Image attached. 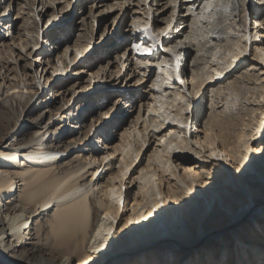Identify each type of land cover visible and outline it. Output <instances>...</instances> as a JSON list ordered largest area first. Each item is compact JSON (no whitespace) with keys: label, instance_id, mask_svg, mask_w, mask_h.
I'll use <instances>...</instances> for the list:
<instances>
[{"label":"bare ground","instance_id":"6f19581e","mask_svg":"<svg viewBox=\"0 0 264 264\" xmlns=\"http://www.w3.org/2000/svg\"><path fill=\"white\" fill-rule=\"evenodd\" d=\"M69 1L65 0L66 3ZM139 1L100 0L99 3L105 9L121 6L122 10L125 3L138 4ZM170 2H178L173 12L179 9L180 16H184L185 12L194 14L191 26L181 29L173 41L170 39L172 34L166 32L168 27L171 28L173 13L168 19L164 17L158 19L155 24V30L160 32L158 35L157 33L155 35L153 27L151 29L150 21L143 16H135L133 30L128 24L127 17L121 20L120 26L125 27L123 32L125 35L122 36L118 48L123 57L127 56V66L133 71L142 66L160 65L162 72H165L159 74L156 82L161 89H165L169 84L171 66L164 65L167 62V53L161 52L160 46L165 51L185 53V57L190 56L192 45L198 46L199 53L194 59L196 66L192 69V81L193 87L199 89L215 77L209 69L213 68L216 72L223 73V69L229 68L234 60H240L247 52V44L236 46L230 30L233 16L238 11L244 18L247 3L251 5L250 0H170ZM5 3V9H15L14 1L7 0ZM254 16L256 22L262 21L264 24V10L259 8ZM180 20V18L176 20L174 30L181 26ZM10 21L7 20L3 24L7 25ZM10 23L12 24V21ZM182 24L186 25V20L182 21ZM189 26L190 29H187ZM165 37L169 38V44H165L168 42L165 41ZM253 46L254 54L264 61V45ZM76 48L79 51L80 44L76 45ZM222 49L231 52L233 60L223 56L224 63L213 66ZM135 50L140 54L133 53ZM68 51L69 47L65 51L66 56L69 55ZM48 55V52H44L42 57L44 63L52 64L55 72L67 71L68 64L62 57L59 58L57 65ZM47 70L44 65L43 71ZM4 76H0V136L6 129L15 130L17 125L23 124V116L33 117L35 134L38 135L18 140L15 134L8 143L0 144V264H134L140 258L152 259L154 263H161L164 260L165 263L169 256L167 252L180 248L183 251L170 257L175 259L173 264L182 256H185L182 257L184 264H192L188 261L191 252L208 239L207 235L196 237V231L201 227L206 231L219 225L218 220V223L211 226L203 224L200 227L216 200L227 209L225 219L222 221L226 227L218 230V236L230 232L235 235V246L248 245L246 247L248 249L241 246L235 253L236 256L245 250L249 253L248 258L251 254V258L259 257L260 249L264 248L261 244L262 236L248 237L246 231L238 233L249 216L250 219L257 214L258 217L264 216V205L255 207V204L254 208L249 207L263 193L255 188L244 174L256 170L264 180V168L260 163L264 161V152L254 146L256 131L242 132L233 115L230 118L215 116V119L208 122L205 140L193 139L191 135L188 137L187 133L183 136L182 130L175 125V122L182 121V114L180 112L173 114L169 111L171 107H177L176 104H180L186 95L181 90H177L174 96L155 92L156 99L150 101L151 114L144 116V108L143 114L139 117L146 119L145 126L137 128L139 122L135 121L128 127L125 132L126 141L121 147H111L110 143H105L104 151H97L89 160L87 155H83L74 164L62 165L57 155L79 144L78 140L74 142L66 140L67 133L63 129L66 124L62 121L73 115V107H68L54 121L51 120L57 113L49 110L50 115L45 122L49 105H45L38 98V92L33 88L34 83L27 78L28 73L23 75L22 80L18 77L9 79L7 75ZM143 78L139 76V80ZM21 84L26 89L25 93L20 88ZM255 94L264 97L261 87H257ZM165 97L168 98L163 100ZM235 100L243 108L239 96H236ZM262 110L255 109L253 114L256 117L255 121L259 119L258 115ZM103 113L109 116L111 114L110 111ZM84 121L85 119H81L74 123L78 133L85 134ZM54 123L58 124L51 128ZM11 124L13 127L9 128ZM263 126L264 124L259 127L262 133ZM250 127L255 129L256 124L252 122ZM92 129L93 124L86 130L85 138H88ZM49 132H53L55 143L49 140ZM138 132L142 137L136 144L130 137L137 135L138 138ZM153 133L154 136L166 138L165 147L157 149L149 164L140 168L136 160ZM95 134L97 135V131L91 138V143L99 138ZM206 149L209 154L203 156L202 152ZM179 150L200 156L203 160H213L214 157L222 159L230 171L229 175L224 174L225 179L229 182L234 180L237 188L244 190L245 194L230 188L226 189L230 195L219 189H210L206 184L208 183L206 177L210 178L214 172L208 171L207 163L198 161L191 164L192 159H187L186 164V161L180 158ZM89 151L92 152L91 149ZM120 151L124 153V158L118 161L122 165L119 169L115 163L109 161ZM106 160L109 163L107 162L99 173ZM239 162L242 163L241 173L237 168ZM95 163L97 165L93 167ZM175 165L179 169L184 168L185 172L177 173L173 169ZM219 170H224L221 165ZM136 171L140 175L133 176ZM169 171H172L173 177L178 178L176 183L171 182L170 187L165 186L166 173ZM154 177H160V186L156 185ZM126 178L129 179L131 186L139 180L142 183V190L137 193L132 203L129 201L133 198V193H125L123 190V186L128 184ZM191 191L207 195L208 201L203 202L192 197ZM42 216L45 218L42 219ZM258 217L253 220H257ZM259 222L256 224L259 225ZM247 227H251V224ZM8 231L10 235L5 237ZM27 235L28 243L25 241ZM141 241L144 244L139 243ZM197 250L200 252L205 250V257L209 258L207 245ZM222 250L225 251L224 248ZM211 257L213 255H210Z\"/></svg>","mask_w":264,"mask_h":264},{"label":"rangeland","instance_id":"374dc122","mask_svg":"<svg viewBox=\"0 0 264 264\" xmlns=\"http://www.w3.org/2000/svg\"><path fill=\"white\" fill-rule=\"evenodd\" d=\"M6 1L0 0V76L7 75L9 79L18 77L22 80L23 75L28 73L27 78L34 83L33 88L38 92V98L45 105H49L44 119L45 122L48 120L50 111L57 113L51 120L54 121L68 107H73V115L64 118L62 121L66 124L63 129L67 133L66 140H72L73 142L78 140L79 144L57 155V159L62 165L74 164L83 155H87L89 160V157L97 151H104L106 148L105 143H110L111 147H121L126 141L125 132H127L128 127L135 121L139 122L137 128L145 126L144 122L146 119H139V117L143 114L144 108V116L151 114L150 101L151 99H156L155 92L174 96L177 90H181L186 97L181 100L180 104H176L177 107H171L169 112L172 111L173 114L180 112L182 114V121L175 122V125L182 130L183 136L187 133V136L190 137L191 135L193 139L202 138L205 140L204 138L208 134V122L215 119V116L230 118L233 115L235 121L239 123V129L242 132L256 131L257 136L254 139V146L264 152V133L259 128L264 124V97L255 94L257 87H261L264 92V61L254 54L253 46V44L264 45V24H262V21L256 22L254 16V13L258 12L259 8L264 10V2L250 0L251 5L247 3L244 18L238 11L235 13L230 33L236 46L247 44V52L240 60H234L235 62L229 68L223 69V73L216 72L213 68H208L215 74V77L208 80L199 89L193 87L194 81H192V69L196 66L194 59L199 53V47L192 45L190 56L185 57V53L178 54L170 50L165 51L160 46L161 52L167 53V62L164 65L171 66V75L167 76L169 84L165 89H161L157 85L156 79L159 74L165 71L162 72L163 69L160 65L155 67H150L151 65L142 66L136 70L134 69V71L127 66V56L123 57L118 48L121 44L122 36L125 35L123 33L125 27L120 26V24L123 17H127L128 24L133 30V28L135 29V16H143L150 21L151 29L153 27L155 35L156 33L158 35L160 32L155 30V24L158 19L162 17L168 19L173 13L171 28L168 27L166 31L172 34L170 39L173 41V38L178 35L181 29L186 28L188 25L191 26L194 19V14L191 12H185L184 16H180L179 9L173 12V8L178 5V2H170V0H135L140 2L138 3L140 6L133 2L125 3L124 8L120 10L121 6L105 9L99 3L100 0H70L69 3H66L65 0H12L15 3V9H5ZM144 5H146L145 8ZM102 8H104L103 11ZM178 18L181 19L179 22L181 26L174 30L173 27ZM7 20H11L12 24L10 23L11 21L7 25L3 24ZM184 20H186V25L182 26V21ZM190 26L187 29H190ZM164 39L168 41L165 44H169V38L165 37ZM78 44H80L79 51L76 48ZM23 45L25 47H22ZM68 47L69 55L66 56L65 51ZM30 52L31 54H29ZM44 52H48L50 60L57 65H59V58L62 57V60H65L68 64L67 71L55 72L52 64L44 63L42 61ZM133 53L136 54L135 51ZM223 56H226V59L230 58L233 60L232 53L222 49L218 53L213 66H217L216 64L218 63H224L225 58ZM171 63H174V65H171ZM44 65L48 69L47 72L43 71ZM93 73L94 75H92ZM140 75L144 77L142 80H139ZM48 77H50V80H48ZM20 88L25 93L26 89L23 88V84L20 85ZM166 89L167 91H165ZM236 96H239L242 100L243 108L237 104ZM167 98L165 97L163 100ZM182 106L183 108H181ZM256 108L263 110L258 115L259 119L255 121L256 117L253 114ZM104 111H110V116L103 113ZM81 119H85V134L78 133L77 129H75L74 123ZM34 122L32 116L28 118L23 116V124L17 125L15 130L6 129L4 131L3 135L0 136V144L8 143L12 135L15 134L18 140H25L30 135L37 136ZM252 122L256 124L255 129L257 130L250 127ZM57 124L54 123L51 128L56 127ZM91 124H93V129L90 131L88 138H85L86 130ZM12 127L13 125L11 124L9 128ZM261 128H264V126ZM96 131L97 135L95 134V136L100 139L97 138L96 141L91 143L90 140L94 137ZM126 135L128 136L127 133ZM48 136L50 137L49 140L56 142L53 132H49ZM141 137L138 132V138L136 135L130 137V140L137 144L138 139H141ZM165 139H162L159 135L154 136V133L149 137L145 144L146 148L144 147L142 154L136 160L140 168L149 164L157 149L165 147ZM179 152L180 158L186 161V164L187 159H192L191 164L198 161L207 163L208 171L214 172V175L210 178L206 177V181H208L206 184L210 189H219L230 195V192L226 191L227 188H230L241 191L243 195L245 194L244 190L237 188L234 180L229 182L225 179L224 174L229 175L230 171L219 157H214L213 160H203L200 156L187 154L181 150ZM208 154L209 151L207 149L202 152L203 156ZM123 158L124 153L120 151L112 156L109 162L115 163L116 167L120 169L122 165L118 161L123 160ZM163 160L166 161L165 159ZM107 162L108 160L104 161L99 173L102 172ZM97 163L93 164V167ZM260 163L264 168V161H260ZM220 165L224 169L223 171L219 170ZM241 166V162L237 163L240 173ZM173 169L179 174L185 172L184 168L181 167L179 169L176 165L173 166ZM244 174L252 185L263 193L249 207L254 208L255 204V207L264 205L263 178L259 176L256 170L248 171ZM138 175L140 173L136 171L133 176ZM153 179L156 185L160 186V177H154ZM166 179L165 186L167 185L168 187L171 186V182L174 184L178 180V178L173 177L172 171L166 173ZM125 181L128 182L129 179L126 178ZM123 190L125 193H133V198L129 201L132 203L137 193L142 190V183L139 180V182L131 186L128 182V184L123 186ZM190 195L194 198H199L203 202L208 201L205 194H196L191 191ZM217 203L218 206L216 207ZM226 212L227 209L218 200L215 201L213 207H210V212L202 221L200 227L203 224L211 226L218 223V220L219 225L206 231L201 227L195 233L196 237L207 235L208 239L204 240L205 242L201 246L207 245L209 258L205 257V250L203 252L197 250V248L201 247L198 246L195 247L194 252H191V257H189L188 261H191L192 264H197V262H200V264H264L263 247L260 249L258 258H251L252 254L248 258L247 254L249 253L245 250L239 252L236 256L235 253L241 246L243 249H248L246 248L248 245L236 244L235 246V235L230 232L218 236V230L226 227L225 223H222ZM255 217H258V214ZM263 217L262 215L257 220H253L254 218L250 219L251 216H249L245 222L246 224L243 225L238 233L241 234V232L246 231L248 237L261 235V244L264 245ZM44 218L45 216H42V219ZM258 222L259 225L256 224ZM248 224H251V227L248 228ZM9 235L10 232L8 231L5 237ZM240 238L244 239L243 237ZM25 241L29 242L28 235ZM139 243L144 244L143 241ZM111 248H113L112 245ZM223 248L225 251L222 250ZM179 251L181 252L183 249H170L167 252L169 256L165 263H163L164 260L161 263H154L151 261L152 259L140 258L134 264H173L175 259L170 257L176 256ZM210 255H213V257L210 258ZM198 256L199 258H197ZM182 257L177 259L175 264H184Z\"/></svg>","mask_w":264,"mask_h":264}]
</instances>
